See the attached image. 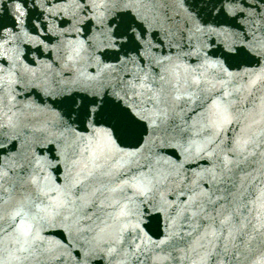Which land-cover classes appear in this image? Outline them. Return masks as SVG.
I'll return each mask as SVG.
<instances>
[{"label":"snow or ice","instance_id":"1","mask_svg":"<svg viewBox=\"0 0 264 264\" xmlns=\"http://www.w3.org/2000/svg\"><path fill=\"white\" fill-rule=\"evenodd\" d=\"M184 2L174 18L157 7L168 0H63L67 23L78 27L83 16L102 37L87 48L61 42L57 55L69 71L95 60L99 71L86 83L95 81L113 67L99 57L128 46L136 58L121 65L138 70L103 94L92 91L82 108L73 107L72 95L60 101L88 132L62 142V174L53 177L45 169L55 165L37 163L27 179L12 182L0 167V264H25L37 252L47 264H264V65L239 75L244 83L237 87L238 74L206 52L199 68L158 57L163 41L154 44L150 30L167 36L164 23L172 22L201 48L219 45L225 59L264 58V0L231 11L223 5L245 0H220L221 13L251 21L240 33L201 20ZM25 4L16 0L21 24ZM9 36L0 32V128L5 119L17 126L16 89L36 75L9 54L16 38ZM204 68L223 71L209 75ZM121 126L130 134L143 129L148 138L126 150L117 143ZM153 216L161 226L150 234ZM57 225L60 238L43 235Z\"/></svg>","mask_w":264,"mask_h":264}]
</instances>
